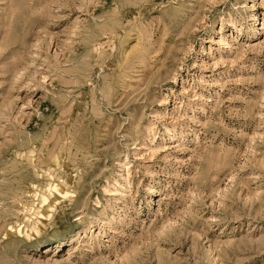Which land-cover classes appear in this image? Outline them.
<instances>
[{
    "label": "rangeland",
    "instance_id": "obj_1",
    "mask_svg": "<svg viewBox=\"0 0 264 264\" xmlns=\"http://www.w3.org/2000/svg\"><path fill=\"white\" fill-rule=\"evenodd\" d=\"M0 264H264V0H0Z\"/></svg>",
    "mask_w": 264,
    "mask_h": 264
}]
</instances>
